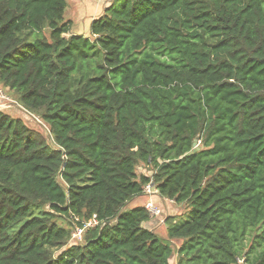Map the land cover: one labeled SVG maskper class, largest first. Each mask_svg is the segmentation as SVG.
<instances>
[{
    "label": "trees",
    "instance_id": "16d2710c",
    "mask_svg": "<svg viewBox=\"0 0 264 264\" xmlns=\"http://www.w3.org/2000/svg\"><path fill=\"white\" fill-rule=\"evenodd\" d=\"M106 1L86 37L0 0V86L49 130L0 110V264H264V0ZM150 184L167 238L125 210Z\"/></svg>",
    "mask_w": 264,
    "mask_h": 264
},
{
    "label": "rangeland",
    "instance_id": "374dc122",
    "mask_svg": "<svg viewBox=\"0 0 264 264\" xmlns=\"http://www.w3.org/2000/svg\"><path fill=\"white\" fill-rule=\"evenodd\" d=\"M98 4L99 3H104L105 0H95ZM111 0H107V3H110ZM68 2V7L66 8V12H65V18L66 20H72L75 22V24H78V26L75 25L74 30L77 31V29L79 28L81 33L80 35H84L86 34V32L83 30V22L80 21V16L77 15L78 12V7L77 4L78 2L76 0H67ZM96 19V18H95ZM93 19V20H95ZM93 20L91 21V23L93 22ZM73 22V24H74ZM88 22V21H86ZM84 31V32H82ZM72 32H73V28H72ZM0 110L4 111L8 114H10L13 117H18L23 119L27 125L33 129H36L38 131H41L42 133H46L49 136V130L48 127L42 122V120L35 116L30 114L29 112H27L25 109H23L17 102V98L15 97L14 94H11L10 91H8V89H5L3 87L0 86ZM198 145L201 147V144L198 143ZM137 174L138 175H146V176H151L153 174V170L152 167L146 166L145 164H140L137 169ZM158 199V204L156 202V205H158L164 213V216L155 220H152L151 223H147L146 226L153 229L155 231V233L159 236V237H166L167 238V227L165 225V220L169 217H173V216H178V215H182L185 210H186V205L184 204H176V203H172L168 200V205L166 206V201H164L165 207L162 204V200H160V198L158 196H156ZM149 198V197H148ZM148 201V200H147ZM146 201V202H147ZM137 203L140 202H136L134 203L133 201L131 203H129L128 207L125 210H129L134 208V205H136ZM46 213H52V211L47 207L45 210ZM56 215L55 218V223L60 225L62 228L66 229V230H70L73 229L71 231L72 233V238L68 243V246L70 245H76V244H81L83 243V234L78 231V230H74V227H72V225L70 224L69 219L61 216V215ZM157 220V222H156ZM173 248L175 251H177V248L179 247L180 243L177 241H173ZM178 261L177 259V253L175 252L174 257L171 259V263L176 264Z\"/></svg>",
    "mask_w": 264,
    "mask_h": 264
},
{
    "label": "crops",
    "instance_id": "0c3cea01",
    "mask_svg": "<svg viewBox=\"0 0 264 264\" xmlns=\"http://www.w3.org/2000/svg\"><path fill=\"white\" fill-rule=\"evenodd\" d=\"M76 1L78 2V4H77V7H78L77 15L80 16V21L83 22V28H84L83 30L86 32V34H84V35L86 37H89L91 34L90 33L91 21L93 19L99 17L102 14V12H104V9L106 6H104L101 3L98 4L95 0H76ZM67 6H68V2H67ZM86 21H88V22H86ZM75 25L78 26V24H75V22H74L73 33L80 34L81 31L79 28L77 29V31L74 30ZM84 31H82V32H84ZM147 200H148V196H141V197L134 199L133 200L134 203L140 202V203H137L136 205H134V207H145V203ZM153 200L155 203L158 201L156 196L153 197ZM166 202H167L166 203V206H167L168 201H166ZM157 204H158V202H157ZM162 204L165 207L164 201L162 202Z\"/></svg>",
    "mask_w": 264,
    "mask_h": 264
},
{
    "label": "built area",
    "instance_id": "2783aa9c",
    "mask_svg": "<svg viewBox=\"0 0 264 264\" xmlns=\"http://www.w3.org/2000/svg\"><path fill=\"white\" fill-rule=\"evenodd\" d=\"M102 1V0H100ZM144 196H148V201L145 203V208L150 213V217L152 220L161 218L164 216L163 210L156 205V203L153 200L154 196H158L160 200L168 201L165 198L161 197L159 192L156 190L153 184L148 185L144 190ZM162 201V202H163ZM171 202V201H170ZM157 221V220H156ZM83 234L82 230H78Z\"/></svg>",
    "mask_w": 264,
    "mask_h": 264
},
{
    "label": "water",
    "instance_id": "95a60500",
    "mask_svg": "<svg viewBox=\"0 0 264 264\" xmlns=\"http://www.w3.org/2000/svg\"><path fill=\"white\" fill-rule=\"evenodd\" d=\"M199 141L198 140H195V143H194V149L191 153L188 154V156H192L193 154L197 153L198 151L201 150V147L198 145Z\"/></svg>",
    "mask_w": 264,
    "mask_h": 264
}]
</instances>
